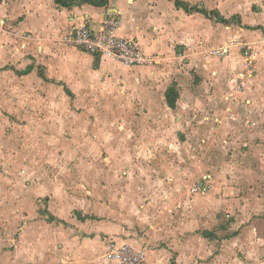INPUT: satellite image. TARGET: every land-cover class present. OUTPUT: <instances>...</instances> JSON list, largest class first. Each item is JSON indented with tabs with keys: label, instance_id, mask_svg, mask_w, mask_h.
Listing matches in <instances>:
<instances>
[{
	"label": "crops",
	"instance_id": "obj_1",
	"mask_svg": "<svg viewBox=\"0 0 264 264\" xmlns=\"http://www.w3.org/2000/svg\"><path fill=\"white\" fill-rule=\"evenodd\" d=\"M180 1L189 10L177 7L175 0H108L103 6L76 0H0V108L7 109L14 126L23 124L26 149L22 165L17 167L11 162L9 168L16 179L23 178L19 185L16 179H9L14 191L8 215L23 221L20 235L24 254L22 259L13 260L15 264H119L104 256L108 239L135 249L146 248L150 264H225L229 258L233 261L235 233L230 231L231 238L220 244L217 236H222L224 230L217 228L214 216L210 224L216 227L211 229L214 225L210 227L206 223L209 221L200 216L199 201L189 202L184 208L181 228L170 212L159 213L160 220L167 223L154 226L149 222L145 203L132 216L127 204L123 206L127 197L121 191L115 196L113 189H123L125 183L113 180V166L94 162L97 149L89 129L95 130V124L102 123L105 130L114 123V117L131 114L137 125L146 124L148 132L154 133V124L177 126L183 121L186 108L197 106L206 114L203 122H221L232 134V156L259 159L257 166L247 165L242 170L253 173L254 181L264 172V0ZM194 5L199 10H192ZM108 16L118 20L119 36L136 38L141 50L155 56L157 62L117 67L119 62L59 43L60 36L74 26H98ZM237 38L259 43L251 75L245 77L240 89L237 86L245 68L238 49L233 48L223 58H205L203 54ZM65 85L73 95L70 122L86 115L78 111L81 108L87 110L88 116L97 115L89 119L92 127L80 125L75 126V133L72 130L73 140L78 144L79 140L85 141L71 150L81 163H64L60 170L74 171L77 176L69 181L49 176L42 180V173L49 170L45 163L47 149L40 148L36 154L26 140L32 145V140L69 138L68 131L53 134L63 123ZM172 85L178 95L174 108L165 100V92ZM42 93H46L44 97ZM166 110L175 116V122L161 116ZM231 164L217 167L223 172L228 168L240 170L235 162ZM16 170L22 172L21 177L15 174ZM242 178L234 174L229 182L216 185L227 188L226 184L237 185ZM33 187H38L36 192L42 196L37 200L39 209L44 199L46 207L42 212L33 207L37 203L32 201ZM22 191L25 195L18 203L15 198H21ZM150 200L148 204L154 207L161 203L157 196ZM214 202L219 200L215 198ZM206 205L213 208L209 202ZM191 215L198 217V225L188 220ZM49 216L69 223L44 237L45 228L51 225ZM32 219L36 220L34 228ZM34 235L40 237L36 244Z\"/></svg>",
	"mask_w": 264,
	"mask_h": 264
},
{
	"label": "rangeland",
	"instance_id": "obj_2",
	"mask_svg": "<svg viewBox=\"0 0 264 264\" xmlns=\"http://www.w3.org/2000/svg\"><path fill=\"white\" fill-rule=\"evenodd\" d=\"M194 8H197V5L192 6V9ZM122 66L124 65H117V67ZM64 90L66 107L62 114L63 123L58 125L57 131L53 134L63 135L68 131L69 138L63 139L62 136L58 139L51 137L42 141L32 140V145L30 140H26L29 148L31 147L33 151L36 149V154L40 148L47 149L45 163L49 170L47 173H42L44 174L42 180H46L49 176L57 180L69 181L77 176L74 171L64 172L60 167L64 163H81L72 155L71 150L73 147L83 145L85 141L79 140L80 144H78L77 140L72 139V135L76 132L75 126L92 127L93 123H88L89 119L93 120L97 115L89 113L91 116H88L87 110L81 108L78 111H84L86 115L81 116L80 120L75 117L74 122H70L73 95L66 85ZM45 94L42 93L43 97ZM95 94L100 97L99 91ZM130 115L122 118L114 117V123L105 130L102 123L95 124V130L89 129L95 140L94 148L97 149L94 162L96 165H106L108 168L112 165L113 180L125 183L123 189L118 187L113 189V193L116 196L121 191L127 197L123 206L127 204L128 209L132 210L130 214L135 215L134 212L141 210L146 204L150 215L149 222L154 226L155 223H167L160 220L159 213L170 212L175 214V224L181 228L184 208L189 202L199 201L197 209L201 211L200 216L209 221L206 223L210 227L214 225L211 229L217 226L219 230H224L222 236H217L220 244L231 238L230 231L235 233L233 235L235 242L232 244L233 261L229 258L225 264H264V172H261V176L254 181L253 173L242 170L247 165L257 166L260 164L259 159L251 155L247 158H243L242 155L232 156V145L235 142L231 137L232 134L226 132L227 129L221 122L211 124L203 122L206 114L197 106L186 108V113L182 114L183 121L177 126L166 123L154 124V133L148 132L149 126L146 124L137 125L136 118ZM9 116L6 108H0V264H15L13 260L22 259L24 254V244L20 235L23 221L13 220L8 215V206L12 205L9 203L11 193L14 191L13 182L9 179L11 181L16 179L14 171L9 168H12L11 162H15L18 167L25 159L24 130L23 124L14 126ZM161 116L170 119L171 123L175 122V116L173 117L168 110L161 112ZM50 131L48 133L51 136ZM233 162L240 166V170L234 171L231 168H228L227 172L218 170L219 164L232 165ZM20 169L23 170L21 167ZM21 171L16 170L15 174L21 177ZM234 174H239L240 178L243 176L247 178H242L241 182L234 186L226 184L224 187L227 188L217 187L216 183L229 182ZM22 181V177L16 179L18 185ZM157 182L159 185L156 184ZM195 187L199 189L195 191ZM36 190L38 191V187H33L32 201L42 197ZM50 192L49 189L47 193ZM210 192L213 193L212 197L208 195ZM24 195L22 191L21 198L16 196V201L22 202ZM152 196L160 197L161 203L158 206L148 204V201L151 203ZM207 196L210 198L206 199ZM215 198L219 202H214ZM208 202L213 208H208L206 205ZM39 206L38 201L33 204L36 212L45 210L44 199L41 209ZM205 208L208 211H205ZM213 216L216 217L217 225L210 224ZM197 218L191 215L188 220L198 225ZM47 220L51 225L45 228L44 237L54 233L61 224L69 223L64 220L55 221L51 216ZM31 222L32 228L36 227V220L32 219ZM147 226L150 228L149 224ZM39 238V235H34L35 244L38 243ZM112 240L108 239L106 243ZM34 241L31 242L32 246ZM224 253L229 252L224 250Z\"/></svg>",
	"mask_w": 264,
	"mask_h": 264
},
{
	"label": "built area",
	"instance_id": "obj_3",
	"mask_svg": "<svg viewBox=\"0 0 264 264\" xmlns=\"http://www.w3.org/2000/svg\"><path fill=\"white\" fill-rule=\"evenodd\" d=\"M118 20L112 16L103 18L98 26H74L59 38V43L79 48L98 58L117 61L127 67L147 66L157 62L155 56L146 55L140 48L136 38L122 37L117 34ZM264 42V29L261 33ZM236 48L244 59L245 73L237 88L245 85V77L251 75L253 61L259 55V43H249L241 38L228 39L222 45L204 52V57L223 58ZM236 88V89H237ZM195 187L194 190H198ZM106 256L119 264H150L146 248L135 249L127 243L108 241L105 245Z\"/></svg>",
	"mask_w": 264,
	"mask_h": 264
},
{
	"label": "trees",
	"instance_id": "obj_4",
	"mask_svg": "<svg viewBox=\"0 0 264 264\" xmlns=\"http://www.w3.org/2000/svg\"><path fill=\"white\" fill-rule=\"evenodd\" d=\"M107 1L108 0H84V2H87V3L92 4L94 6H103V5H105V3ZM58 2L62 3V0H58ZM63 3H65V2H63ZM175 5L177 7L183 8L184 10H189L187 4H185L184 2H182L180 0H175ZM192 10H199V9L194 8ZM200 11L207 13L206 11H203V10H200ZM221 20H223V19H221ZM222 22H224V20ZM177 97H178V95L176 93L175 86L174 85L170 86L165 92V100H166L167 105L170 108L175 107V102H176Z\"/></svg>",
	"mask_w": 264,
	"mask_h": 264
}]
</instances>
